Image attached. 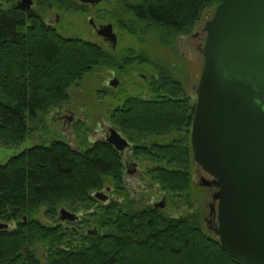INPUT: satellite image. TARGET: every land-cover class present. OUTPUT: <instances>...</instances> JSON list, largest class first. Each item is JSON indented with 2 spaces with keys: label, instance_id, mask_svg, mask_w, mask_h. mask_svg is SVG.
<instances>
[{
  "label": "trees",
  "instance_id": "obj_1",
  "mask_svg": "<svg viewBox=\"0 0 264 264\" xmlns=\"http://www.w3.org/2000/svg\"><path fill=\"white\" fill-rule=\"evenodd\" d=\"M7 1L11 5L0 9V144L17 146L36 130H50L45 116L70 102V90L96 68L116 70L124 79L135 61L147 64L155 73L151 96L124 87L123 101L109 117L132 143L133 157L152 163L146 176L162 192L165 206L131 196L124 152L104 138L85 148L60 138L34 144L0 163V223L7 224L0 227V264H250L200 224L190 139L196 102L185 82L171 75L178 67L150 62L144 54L130 57L129 50L114 54L82 37L65 36L45 21L51 7L86 12L87 3L39 0L42 10ZM221 1L107 0L99 12L138 40L151 32L172 44ZM88 130L77 128L81 142ZM106 186L112 198L98 201L93 193ZM61 207L83 213V226L97 233L78 239L74 227L57 221ZM41 208L53 224L36 217Z\"/></svg>",
  "mask_w": 264,
  "mask_h": 264
},
{
  "label": "water",
  "instance_id": "obj_2",
  "mask_svg": "<svg viewBox=\"0 0 264 264\" xmlns=\"http://www.w3.org/2000/svg\"><path fill=\"white\" fill-rule=\"evenodd\" d=\"M19 2L25 8L33 4V0ZM90 23L95 33L116 47L118 34L112 22L97 25L90 18ZM203 30V64L190 139L195 162L209 175L201 184L215 188L212 230L235 258L264 264V0H222ZM118 82L114 77L108 83L116 87ZM105 139L119 151L132 145L113 126ZM126 167L128 174H134L139 164ZM150 203L164 207V196ZM58 214V220L79 216L64 207Z\"/></svg>",
  "mask_w": 264,
  "mask_h": 264
},
{
  "label": "rangeland",
  "instance_id": "obj_3",
  "mask_svg": "<svg viewBox=\"0 0 264 264\" xmlns=\"http://www.w3.org/2000/svg\"><path fill=\"white\" fill-rule=\"evenodd\" d=\"M35 1L36 5L33 8L42 9L40 1ZM87 4H89V11L86 12H74L72 10L59 11L57 8L51 7L45 12L43 11L45 21L48 24L56 25L65 36L82 37L103 46L114 54L129 50L130 53H133L130 54L128 52L129 56L133 58L144 54L148 56L150 62H154L157 59L163 65L167 66L172 61L178 68L171 75L181 78L185 82L188 93L195 94L194 87L198 84L203 64L201 47L204 43L205 33L202 29L204 28L206 20L213 16L216 6L207 8L197 26L190 33L180 35L177 41H174L172 44L169 42H161L158 36L151 32L144 36L141 41L115 25L114 29L119 36V42L117 49L114 50L109 42L94 32L93 25L90 23V18L97 25L110 22V17L107 13H103V11L99 12V9L105 8V1L98 2L95 5ZM9 5L11 4L7 0H0V9H5ZM56 14H59L57 22ZM131 67V70L137 69V71L139 70L145 73L148 76L147 81L138 77V74L131 72L130 80L121 78V81H119L116 87L110 86L108 81L113 78L111 69L107 67L96 68L79 85L74 86L70 90V102L60 108L52 110L45 116L46 125L49 126L50 130H45L44 128L36 130L17 146L0 144V163L7 162L11 157L20 154L34 144H48L52 138L64 139L71 142L74 146L81 148L87 147L97 139H102L104 129L108 125H112L109 117L110 112L123 101V96L125 95H123L124 87L129 89L130 94L141 95L144 98L151 96L149 92L151 90L149 86L151 83V74L149 71L145 72L147 64H140V62L135 61ZM66 115H74L75 119L69 121ZM82 126L83 128L86 126L89 127L85 143L81 142L80 138H77V128ZM131 160L139 164V169L131 176L129 174L125 175V181L130 185L131 196L137 199L142 197L144 203H148L152 195V189H157L146 176V168L152 165V163L143 159L137 161L131 158ZM192 173L194 179L193 201H196L198 206L200 205L203 215V221L200 224L207 232L214 234V231L209 227V219L215 220L213 215H210L213 202V190L212 187L201 184V178H209V176L195 162H193ZM110 182V179H108L107 183ZM145 185H147L146 193L141 190ZM185 209L181 210L183 214ZM36 217L44 223L53 224V221L47 217L45 208L37 211Z\"/></svg>",
  "mask_w": 264,
  "mask_h": 264
},
{
  "label": "flooded vegetation",
  "instance_id": "obj_4",
  "mask_svg": "<svg viewBox=\"0 0 264 264\" xmlns=\"http://www.w3.org/2000/svg\"><path fill=\"white\" fill-rule=\"evenodd\" d=\"M81 1V0H80ZM82 2V1H81ZM36 5V1L35 0H33V4H32V6L30 7V8H25V7H23L22 6V4H20V2H19V0H16V2L15 3H13L12 4V6L13 7H19V8H21V9H31L33 6H35ZM92 5H95V4H92ZM58 15L59 14H56V19L58 18ZM57 22V21H56ZM203 30V29H202ZM204 31V30H203ZM204 33H205V36H206V32L204 31ZM97 34V33H96ZM205 39V38H204ZM118 42H119V36H118ZM117 45H118V43H117ZM117 45H116V47L115 48H113L114 50H116L117 49ZM203 46V45H202ZM201 49H202V47H201ZM170 64H173L174 66H177L175 63H173L172 61L170 62ZM149 71V73L151 74V76H153L155 73L153 72V70H152V68H151V66H148L147 65V67H146V70H145V72H148ZM134 73V74H138V77H141L143 80H146L147 81V79H148V76L145 74V73H143V72H141V71H137V69H133V70H130V73ZM141 72V73H140ZM173 72H176V70H173ZM111 73H112V76H113V78L114 77H116L119 81H121V78L119 77V75H118V73H117V71L116 70H113V69H111ZM112 78V79H113ZM130 78H131V75L129 74V75H127L124 79H127V80H130ZM112 79H110V80H112ZM109 80V81H110ZM108 81V82H109ZM152 81V80H151ZM119 83V82H118ZM111 86V85H110ZM150 87H152L153 86V84H152V82L150 83V85H149ZM196 87H194V91H195V94H189L190 95V97H191V99H192V101H194V102H196V89H195ZM66 117H68V119H69V121H71L72 119H75V117H74V115H66ZM65 117V118H66ZM110 126H113V125H108L107 126V128H105L104 129V134H103V138L105 139V137L109 134V128H110ZM113 127H115V126H113ZM123 152H124V162H125V165H130L132 162H133V160H131V158L132 159H135L134 157H133V145H131L130 147H128V148H126L125 150H123ZM207 174V173H206ZM130 176L131 175H133V174H129ZM208 175V174H207ZM209 176V175H208ZM202 179V178H201ZM130 186V185H129ZM147 185H145L144 187H142V191H147V187H146ZM107 187H110V186H106L103 190H101V191H103L105 194H103L102 195V197H96V199L98 200V201H108V200H110L111 198H112V196H113V194H112V188L110 187L109 189H106ZM152 189V188H151ZM212 190H213V192L215 191V188L214 187H212ZM152 195H151V197H150V199H149V202L148 203H150V201H152L153 199H155V201H158L162 196H163V194H162V192L157 188V189H152ZM111 193V194H110ZM106 195V196H105ZM105 199V200H104ZM151 204V203H150ZM67 209V208H66ZM68 210V209H67ZM70 212H73V213H76V214H78L79 216H78V218H76V220H69V219H65V220H58L57 219V221L58 222H62L63 223V225L65 226V227H74L73 228V230H74V232L76 233V235H77V237H78V239H81L82 238V235H91V234H96V233H90V231H93L94 229H93V227H88V226H83V221H84V214L83 213H77V212H74V211H71V210H69ZM59 214H57V216H58ZM210 215H213V217L215 218V220L213 221V219H209V221H210V228L212 229V227L216 224V217H215V212L214 211H211V214ZM75 223L76 224H78L79 226H76L75 225Z\"/></svg>",
  "mask_w": 264,
  "mask_h": 264
}]
</instances>
